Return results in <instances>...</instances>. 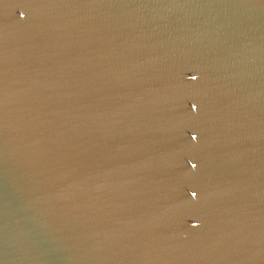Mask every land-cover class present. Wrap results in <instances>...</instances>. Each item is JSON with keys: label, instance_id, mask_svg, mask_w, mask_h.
I'll return each mask as SVG.
<instances>
[{"label": "water", "instance_id": "obj_1", "mask_svg": "<svg viewBox=\"0 0 264 264\" xmlns=\"http://www.w3.org/2000/svg\"><path fill=\"white\" fill-rule=\"evenodd\" d=\"M0 264H264V0H0Z\"/></svg>", "mask_w": 264, "mask_h": 264}, {"label": "snow or ice", "instance_id": "obj_2", "mask_svg": "<svg viewBox=\"0 0 264 264\" xmlns=\"http://www.w3.org/2000/svg\"><path fill=\"white\" fill-rule=\"evenodd\" d=\"M193 139H195V137H193ZM192 167H196V165H195V164H193V165H192ZM193 194H194V192H193Z\"/></svg>", "mask_w": 264, "mask_h": 264}]
</instances>
